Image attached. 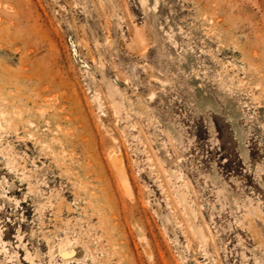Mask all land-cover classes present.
<instances>
[{
  "label": "rangeland",
  "instance_id": "obj_1",
  "mask_svg": "<svg viewBox=\"0 0 264 264\" xmlns=\"http://www.w3.org/2000/svg\"><path fill=\"white\" fill-rule=\"evenodd\" d=\"M0 264H264V0H0Z\"/></svg>",
  "mask_w": 264,
  "mask_h": 264
},
{
  "label": "bare ground",
  "instance_id": "obj_2",
  "mask_svg": "<svg viewBox=\"0 0 264 264\" xmlns=\"http://www.w3.org/2000/svg\"><path fill=\"white\" fill-rule=\"evenodd\" d=\"M24 77V76H22ZM5 105V104H4ZM6 106V105H5ZM5 110V109H4ZM3 111V110H2ZM8 114V113H7ZM3 118V117H2ZM8 118V117H7ZM5 121V120H4ZM9 121V120H8ZM31 124V123H30ZM32 125V124H31ZM30 126V125H29ZM53 139V138H52ZM54 140V139H53ZM60 146V145H59ZM61 147V146H60ZM62 148V147H61ZM63 149V148H62ZM64 246V245H63Z\"/></svg>",
  "mask_w": 264,
  "mask_h": 264
}]
</instances>
